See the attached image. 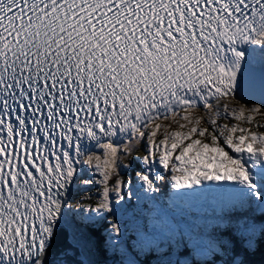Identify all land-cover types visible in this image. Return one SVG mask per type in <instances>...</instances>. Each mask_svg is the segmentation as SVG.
<instances>
[{
  "label": "snow or ice",
  "instance_id": "1",
  "mask_svg": "<svg viewBox=\"0 0 264 264\" xmlns=\"http://www.w3.org/2000/svg\"><path fill=\"white\" fill-rule=\"evenodd\" d=\"M0 264H264V0H0Z\"/></svg>",
  "mask_w": 264,
  "mask_h": 264
},
{
  "label": "rangeland",
  "instance_id": "2",
  "mask_svg": "<svg viewBox=\"0 0 264 264\" xmlns=\"http://www.w3.org/2000/svg\"><path fill=\"white\" fill-rule=\"evenodd\" d=\"M196 111V113L197 114H199V115H203L204 114V111H203V109H201V110H195ZM203 111V112H202ZM130 203H133L134 201H129Z\"/></svg>",
  "mask_w": 264,
  "mask_h": 264
},
{
  "label": "trees",
  "instance_id": "3",
  "mask_svg": "<svg viewBox=\"0 0 264 264\" xmlns=\"http://www.w3.org/2000/svg\"><path fill=\"white\" fill-rule=\"evenodd\" d=\"M201 110V109H200ZM203 112V111H202ZM165 123H168L167 121H165ZM140 154H142V153H140Z\"/></svg>",
  "mask_w": 264,
  "mask_h": 264
}]
</instances>
